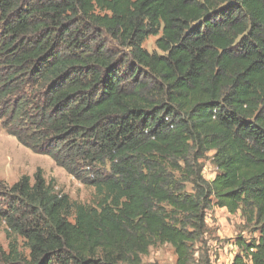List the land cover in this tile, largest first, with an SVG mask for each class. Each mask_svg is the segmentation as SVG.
I'll return each instance as SVG.
<instances>
[{
  "label": "trees",
  "instance_id": "obj_1",
  "mask_svg": "<svg viewBox=\"0 0 264 264\" xmlns=\"http://www.w3.org/2000/svg\"><path fill=\"white\" fill-rule=\"evenodd\" d=\"M0 128L95 190L0 185V264H211L214 206L264 264V0H0Z\"/></svg>",
  "mask_w": 264,
  "mask_h": 264
},
{
  "label": "rangeland",
  "instance_id": "obj_2",
  "mask_svg": "<svg viewBox=\"0 0 264 264\" xmlns=\"http://www.w3.org/2000/svg\"><path fill=\"white\" fill-rule=\"evenodd\" d=\"M158 36H148L142 46L150 52H159L155 46V40ZM37 169H41L44 178L52 182L56 189L68 194L72 200L82 203L93 202L95 190L92 186L81 183L73 175L59 167L50 156L44 153L41 154L31 151L15 137L9 135L4 129L0 128V185H11L23 174L32 177ZM216 172L217 169L212 164L210 158L205 159L202 171L203 176L207 180H211ZM189 187L190 186L187 185V188ZM236 215L239 216L238 214ZM206 218L208 219L206 223H209L207 226L209 228V233L206 236L207 247L209 248L208 254L212 262L211 264H217L216 260L219 258V254L217 249L213 246L214 241H218L217 244H223L225 241L230 240L226 238V236H223L222 239L219 238V235H217V228L219 229L221 226H226V220L230 221L231 217L224 209L218 210L216 213L207 212ZM217 219L220 220V224H213ZM241 224L242 222H235L234 227L236 226V232L233 233V237L240 231ZM243 234L247 235L246 232ZM0 244L3 247H6L7 244L3 224H0ZM195 255L197 256L198 253L196 252ZM175 259L173 248L167 243L153 244L149 247L148 253L142 257L143 262L146 264H175Z\"/></svg>",
  "mask_w": 264,
  "mask_h": 264
},
{
  "label": "crops",
  "instance_id": "obj_3",
  "mask_svg": "<svg viewBox=\"0 0 264 264\" xmlns=\"http://www.w3.org/2000/svg\"><path fill=\"white\" fill-rule=\"evenodd\" d=\"M218 210H224V208H217V207H212V209L208 210V213H216L218 212ZM230 215V214H229ZM231 220L228 221L226 220L227 224L226 226H221V228H217V235H219V238H223V236H226V238L230 239L229 241H225L223 244H217L216 241H214L213 246L215 247V249H217L218 254H219V258L216 260L217 264H230L232 261V258L234 256V254L236 253L235 250V245L232 241V237H233V233L236 232V226L234 227L235 222L236 223H240L242 222V219L240 218V216L235 215H230ZM206 220H208L206 218ZM238 220V221H236ZM209 224V223H207ZM215 225H219L220 224V220L217 219V221L215 223H213ZM235 228V229H234Z\"/></svg>",
  "mask_w": 264,
  "mask_h": 264
},
{
  "label": "built area",
  "instance_id": "obj_4",
  "mask_svg": "<svg viewBox=\"0 0 264 264\" xmlns=\"http://www.w3.org/2000/svg\"><path fill=\"white\" fill-rule=\"evenodd\" d=\"M235 250L237 251V246H235Z\"/></svg>",
  "mask_w": 264,
  "mask_h": 264
}]
</instances>
